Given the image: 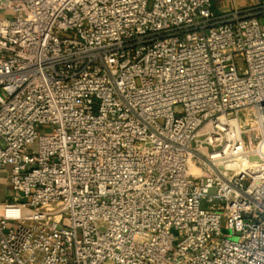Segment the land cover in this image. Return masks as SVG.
<instances>
[{
	"label": "built area",
	"instance_id": "1",
	"mask_svg": "<svg viewBox=\"0 0 264 264\" xmlns=\"http://www.w3.org/2000/svg\"><path fill=\"white\" fill-rule=\"evenodd\" d=\"M0 14V264H264V0Z\"/></svg>",
	"mask_w": 264,
	"mask_h": 264
},
{
	"label": "rangeland",
	"instance_id": "2",
	"mask_svg": "<svg viewBox=\"0 0 264 264\" xmlns=\"http://www.w3.org/2000/svg\"><path fill=\"white\" fill-rule=\"evenodd\" d=\"M215 2H219L220 0H214ZM11 12H7V15H11ZM4 15L0 14V18H3ZM40 133H47L46 130L40 129ZM0 184L2 192L5 193L4 195L7 196V198L10 199L11 195H13L15 192L12 190V185L10 182V165H8L6 168L1 169L0 171ZM237 239L236 237H234ZM233 238V239H234Z\"/></svg>",
	"mask_w": 264,
	"mask_h": 264
}]
</instances>
